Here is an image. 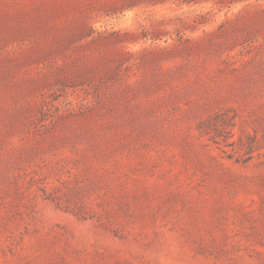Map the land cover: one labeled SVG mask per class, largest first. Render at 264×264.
Returning <instances> with one entry per match:
<instances>
[{
    "label": "rangeland",
    "instance_id": "obj_1",
    "mask_svg": "<svg viewBox=\"0 0 264 264\" xmlns=\"http://www.w3.org/2000/svg\"><path fill=\"white\" fill-rule=\"evenodd\" d=\"M0 264H264V0H0Z\"/></svg>",
    "mask_w": 264,
    "mask_h": 264
}]
</instances>
